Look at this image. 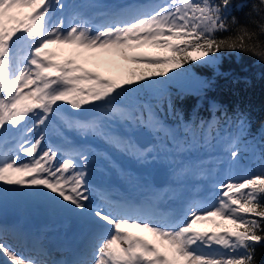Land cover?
<instances>
[{"label":"snow or ice","instance_id":"6c2138e0","mask_svg":"<svg viewBox=\"0 0 264 264\" xmlns=\"http://www.w3.org/2000/svg\"><path fill=\"white\" fill-rule=\"evenodd\" d=\"M91 6L101 10L89 15L83 5L64 0H0V185L14 186L19 195L89 230L81 251L51 261L41 258L49 255L44 250L34 255L17 250L0 230V264H256L254 249L264 243V140L255 156L256 170L238 172L248 141L239 134L225 136L217 161L223 178L212 183L215 202L191 197L177 213L159 212L153 201H131L93 185L88 168L92 150L49 139V126L58 133L69 129L97 135L143 162L155 159L153 153L191 151L192 128L201 130L202 145L212 142L219 136V121L215 127L211 120L183 125L178 135L150 103L124 101L154 78H174L179 74L175 69L187 72L184 65L190 62H212L222 49L264 58V50L245 43L254 33L240 28L235 38L217 36L237 23L235 17L228 19L230 0H159L116 8L92 0ZM253 7L264 12V0ZM57 10L62 15L53 19ZM259 27L264 33V23ZM21 42L27 55H21ZM51 45L70 46L71 54L57 60ZM144 47L158 51H137ZM113 57L142 67L120 78L85 67L89 61L113 65ZM62 104L75 110L102 105L106 119L142 126L156 142L141 146L97 118L63 116ZM224 119L230 127L232 118ZM236 123L242 130L245 120L241 116ZM216 174L200 172L205 178ZM7 194L0 187V198ZM205 223L212 228L197 227Z\"/></svg>","mask_w":264,"mask_h":264},{"label":"trees","instance_id":"16d2710c","mask_svg":"<svg viewBox=\"0 0 264 264\" xmlns=\"http://www.w3.org/2000/svg\"><path fill=\"white\" fill-rule=\"evenodd\" d=\"M230 5L228 19L231 21L235 17L237 23L229 32H218L217 36L235 38L238 29L247 28L254 35L251 40L246 38L245 43L255 45L257 51L264 50V33L259 27L260 23H264V12L253 7L259 5V0H230ZM157 51L151 48L152 54ZM114 61L113 65L89 63L98 64L99 69L103 68L113 78L127 76L133 70L128 66L122 67L117 59ZM184 68L197 76L195 80L188 81L191 85L171 79L161 87L151 89L144 83L124 102L150 103L160 119L179 132L184 130L183 125L191 127L211 120L215 127L219 121V136L231 129L240 130V136L248 141V152L258 153L260 142L264 140V58L251 51L222 49L212 62H190ZM174 71L186 73L179 69ZM225 116L232 118L227 121L230 127L225 126ZM241 116L245 120L242 130L236 123ZM190 133L198 138L202 135L198 127L192 128ZM219 136L212 142L217 141ZM0 187L8 193L0 198V208L16 215H32L36 204L25 202L24 196L19 195L14 186ZM197 227L211 229L212 225L205 223ZM254 252L256 264H264V243L257 244Z\"/></svg>","mask_w":264,"mask_h":264},{"label":"rangeland","instance_id":"374dc122","mask_svg":"<svg viewBox=\"0 0 264 264\" xmlns=\"http://www.w3.org/2000/svg\"><path fill=\"white\" fill-rule=\"evenodd\" d=\"M70 1L73 3V2H77L78 0H70ZM101 1L104 4L105 2L112 3L113 6H116L117 3H119V0H101ZM134 2L139 3V0H135ZM91 3L92 2H88L87 8H85V11H87L89 15L98 12L100 9V8L92 7ZM98 3L102 6V3L99 0ZM23 11H28V9H24ZM19 47L21 49V52L23 51V49H26L28 51L27 46L24 45L23 42H21ZM50 47L58 52V55L54 57L57 60H64L71 54L70 46L51 45ZM153 50L155 49L152 48V51ZM137 51L147 54H152L151 47H144L138 49ZM113 58L114 60L117 59L118 62L121 63L122 67L128 66L131 67L133 70H135L136 67H139L138 64L123 60L120 57H113ZM85 67L90 68L93 71H99L103 76H109L103 68L99 69L98 64H91L89 62H86ZM168 76L171 77V74H169ZM196 78H197L196 74L186 72V73H179L174 78H168V77L154 78L153 83L147 85L149 86V88L155 89L161 87V85H164L165 83L168 82V80L171 79L179 82H181L182 80L186 82L188 85H191V83H189L188 81H193ZM191 89L194 88L191 87ZM86 107L87 106H83V109ZM80 111L81 110L72 109L71 106L67 104L61 105V115L63 116L71 117L73 119H82L81 117H79ZM105 112H106V108L102 105H98L96 115L90 118H97L104 124L106 129H110L113 132L125 138H130L129 134L126 131L128 130L131 131L132 129H134L136 127V124L130 125L127 123H122L121 125H117L116 121L105 118ZM57 123L59 122L57 121ZM174 131L178 134L176 130ZM72 133H75L77 136H79V138H81L80 140L83 143V145L81 144L82 147L89 148L92 150V155L90 156V162L88 168H89V173L94 178V181H97L98 184H102V186L106 187V186H113L111 185L113 184L111 179H114L118 182L121 181V183L127 180L128 178L127 174L129 172L128 166L130 165V163H132L133 160L135 161L137 160L134 155L133 156L127 155L123 151H120L119 149L113 147L101 136H97V135L84 136L79 134L75 130H69V129H61V131L58 133L51 127V134L53 138L56 139V143L67 142L68 144H70L74 142L75 138L71 137L73 135ZM229 133H231L233 136L237 134L240 135V130L231 129L227 133L219 136L217 141L206 143L203 145L201 144V138L194 136V139L192 141L193 148L191 151H185L176 155H167L164 152H160L159 153L160 157L158 158V160H161V163L166 164L170 169L168 171L169 180L166 184L168 186H166L165 188L164 187L160 188L159 191L161 193L163 192L164 196H166L168 192L174 191L184 201L187 200V196H191V194H197L198 195L197 198L205 200L207 203H214L215 196H214V189L212 188V183H213V179L220 180L223 178V168L221 165L217 163V161L221 159L223 156L222 146L226 142L223 138L227 136ZM189 135L192 136V134ZM130 139L134 142L132 138ZM47 143L48 142L45 141V144ZM105 147H108L111 150L110 152H112V154L116 156V158H118L119 156V158L122 159V166L125 167L126 170L125 172L118 169L119 167H121V164L119 162L116 163L115 160H112L108 152L99 151V149H104ZM248 151L243 154V160L241 162V167L237 170L238 172L256 170V166L259 163V161L255 160V156L257 155V153L255 152L252 153ZM20 158L22 160L25 159L23 154H21ZM104 164H106L108 168H106ZM181 167L187 168L188 171L185 174L178 173L177 169ZM204 169H207L209 172L215 171L217 174L214 176V178H205L204 176L200 175V172ZM147 180L150 179L147 178ZM24 198H25V202L26 201L32 202V205L36 204L34 206L32 216L29 218L32 219L33 222H35L34 224L36 225L37 228H41L48 235L51 234L53 231H56L58 235H63L65 237L66 233L70 231L73 235L81 236L84 234V231L86 232L88 230L86 226H82L78 223H76V225H73L72 227L73 218H71L70 216H67L62 213L53 212L42 203L34 199H31L29 197L24 196ZM5 212H6L5 208H0V230L2 229L9 230L14 235L15 241H17L18 243L22 240L24 241L25 238L22 235L24 232L16 233V231L12 229L11 227L12 225H8L11 224L12 222L3 219L4 218L3 214H5ZM18 215L20 216V218L18 217L14 222V224H16L17 227L21 226L20 222H22L24 216L21 214ZM57 222H63L62 223L63 225L61 226V224H57ZM51 228L54 229L50 230ZM132 230L136 232H141V230L138 229H132ZM141 234L144 233L141 232ZM52 240H55V238H52ZM13 246L16 247L17 250H19L16 244H13ZM19 246L23 251L22 245ZM46 246H48L47 241H46ZM40 250L43 249L40 248ZM161 250L163 251V248ZM41 258H43V256H41ZM49 258L50 259L48 260L50 261L56 260L54 259L55 258L54 256H51Z\"/></svg>","mask_w":264,"mask_h":264},{"label":"bare ground","instance_id":"6f19581e","mask_svg":"<svg viewBox=\"0 0 264 264\" xmlns=\"http://www.w3.org/2000/svg\"><path fill=\"white\" fill-rule=\"evenodd\" d=\"M99 1L102 3V7H106V8H116V7H118L117 5L116 6H113L112 3L111 4H108V2L107 3L105 2V4H104L101 0H99ZM121 1L122 0H119V2H121ZM158 1L159 0H147L145 3H155V2H158ZM65 2L72 3L70 0H66ZM88 2H92V0H78L77 2H73V3H75L78 6L79 5H83L84 8H87V3ZM97 2H98V0H97ZM130 3H135V2L133 0H130ZM139 3H141V2H139ZM120 6H122V5H120ZM100 10L101 9H99V11ZM58 17H60L59 11H55L54 18H58ZM21 53L25 55V54L28 53V51L26 49H23V51ZM75 145H77V144H75ZM78 146H80V144ZM94 185H96V184H94ZM110 189H112V188H110ZM113 192L114 193H118L116 190H113ZM197 196H198L197 194H191V196H188V197L191 198V197H197ZM157 200H160V199L157 198ZM155 204H156V202H155ZM7 214H12V215L15 216V220L11 224H8V225H12L11 227H12V229L14 231H16V233L24 232L22 235L25 238V240L24 241L22 240V241H20L18 243L17 241H15L14 235L9 230L2 229L5 238H7V240H9L11 243L16 244L18 246V249L19 250H21V248H20L19 245H22L23 251H25V254L26 255H34V254L37 253V249L42 248L43 250H46V252L49 254L47 257H43V258L50 259L49 257H51V256H54L55 257L54 259H56V260H59V259H63L64 258V253H66L67 251L66 252H62V251L56 250L55 252H50L45 247V245H44V239L46 238V236L48 234L46 232H44L41 228H37L36 227V225L34 224L35 222H33L32 219L29 218L32 215L23 216V220H22V222H20L21 223V226L17 227V225L14 224V222L16 221V219L18 217L20 218V216L19 215H16V214H13V213H10V212H7V213H5L3 215L5 216ZM62 223L63 222H57V224H61V226L63 225ZM76 223L77 222L73 219L72 220V227H73V225H76ZM28 226H31V227L34 228V233H30L27 230V227ZM53 229L54 228H51L50 230H53ZM53 232H56V231H53ZM84 233H87V234H85V241H84V242L87 243L88 236H89V230L87 232L84 231ZM8 235L10 236L11 239L9 238ZM73 237H75V236H73ZM73 255H74V253H70V257L69 258H72Z\"/></svg>","mask_w":264,"mask_h":264},{"label":"water","instance_id":"95a60500","mask_svg":"<svg viewBox=\"0 0 264 264\" xmlns=\"http://www.w3.org/2000/svg\"><path fill=\"white\" fill-rule=\"evenodd\" d=\"M96 109H97V106L96 107H90L88 108L87 110H84L81 112V117L82 118H88L92 115H94L96 113ZM78 139V137H76ZM135 139L137 140L138 143H140L142 146H148L150 143H151V136L148 132H144L142 130H139L135 133ZM134 168L136 170H140V168L138 166H134ZM154 181L156 184H163V168L162 167H159L158 170H157V173L156 175L154 176ZM14 215L12 214H7L4 216V220H7V221H12L14 220Z\"/></svg>","mask_w":264,"mask_h":264}]
</instances>
